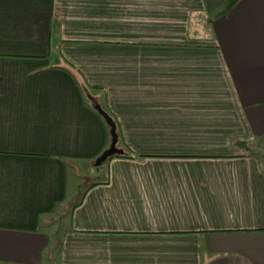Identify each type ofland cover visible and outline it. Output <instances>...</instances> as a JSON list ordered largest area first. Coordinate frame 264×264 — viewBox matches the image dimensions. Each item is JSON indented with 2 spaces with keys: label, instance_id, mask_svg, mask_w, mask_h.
Here are the masks:
<instances>
[{
  "label": "crops",
  "instance_id": "0c3cea01",
  "mask_svg": "<svg viewBox=\"0 0 264 264\" xmlns=\"http://www.w3.org/2000/svg\"><path fill=\"white\" fill-rule=\"evenodd\" d=\"M54 258L264 264V0H0V264Z\"/></svg>",
  "mask_w": 264,
  "mask_h": 264
},
{
  "label": "water",
  "instance_id": "95a60500",
  "mask_svg": "<svg viewBox=\"0 0 264 264\" xmlns=\"http://www.w3.org/2000/svg\"><path fill=\"white\" fill-rule=\"evenodd\" d=\"M95 111L102 117L105 124L109 128L110 144L102 154L94 161V167L98 168L102 166L109 158L117 155H121L123 151L117 147L118 136L116 132V126L110 116L101 108L100 105L94 104Z\"/></svg>",
  "mask_w": 264,
  "mask_h": 264
},
{
  "label": "trees",
  "instance_id": "16d2710c",
  "mask_svg": "<svg viewBox=\"0 0 264 264\" xmlns=\"http://www.w3.org/2000/svg\"><path fill=\"white\" fill-rule=\"evenodd\" d=\"M72 76L74 77V80L76 81V84L80 87V90L82 91V86H81V84H80V81L78 80V79H76L77 77L75 76V75H73V73H72ZM83 92V91H82ZM88 96H89V98H88V102H89V100L91 101V102H93L94 101V99L92 100V97H91V95L88 93ZM94 103V102H93ZM95 103L96 104H98L96 101H95ZM89 105H90V107H91V109L92 110H94V112H96L95 111V109H94V104L92 105V103H89ZM99 105V104H98ZM102 108V107H101ZM105 111V110H104ZM106 112V111H105ZM97 113V112H96ZM107 113V112H106ZM108 114V113H107ZM109 115V114H108ZM110 116V115H109ZM110 118H111V116H110ZM112 119V118H111ZM113 120V119H112ZM106 128L109 130V128L106 126ZM116 132H117V136L119 137V135H118V131H117V128H116ZM108 141L110 142V137H109V134H108ZM259 145H260V143L259 142H256L255 144H254V146L255 147H259ZM107 147H108V145H107ZM119 149H121L122 151H123V153L121 154V155H117V156H113V157H111V158H109L106 162H108L109 160H111V159H114V158H121V159H129V160H134V159H136V157L131 153V152H129V150H127V149H125V148H123L122 146H120V148ZM106 162L102 165V166H100V167H98V168H95L96 170L97 169H99V168H102L105 164H106ZM93 185H95V184H93ZM55 249L57 250V249H59V242H57L56 244H55Z\"/></svg>",
  "mask_w": 264,
  "mask_h": 264
},
{
  "label": "rangeland",
  "instance_id": "374dc122",
  "mask_svg": "<svg viewBox=\"0 0 264 264\" xmlns=\"http://www.w3.org/2000/svg\"><path fill=\"white\" fill-rule=\"evenodd\" d=\"M88 93L90 94V92L88 91ZM91 167H93V165L91 166ZM103 178V176L102 177H100V176H98V177H96V176H93V175H88V174H85L84 176H82L81 178H80V181H81V183H82V185H81V187H80V189H79V192H77L76 194L77 195H75V197L72 199V201H71V203H75L77 200H78V198H79V195L82 193V191H83V189L86 187V186H88V184H90L91 182H97V181H100L99 179H102ZM85 180H86V182H85ZM102 181V180H101ZM84 182H85V184H84ZM72 205V204H71ZM54 222L56 223V224H58L59 223V219H57V218H55L54 219ZM60 222H62V220H60ZM64 223V222H63ZM62 223V224H63ZM54 225V227L56 228V230H58L57 229V226L58 225ZM61 227H63L62 225H61ZM55 236L56 237H58V234H55ZM57 243V239L55 240V244ZM56 251V250H55ZM54 253H56V252H54ZM51 264H55V258H54V260H53V262H51Z\"/></svg>",
  "mask_w": 264,
  "mask_h": 264
}]
</instances>
